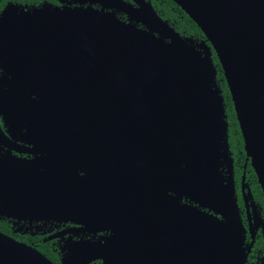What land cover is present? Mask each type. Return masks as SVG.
<instances>
[{
	"label": "water",
	"instance_id": "95a60500",
	"mask_svg": "<svg viewBox=\"0 0 264 264\" xmlns=\"http://www.w3.org/2000/svg\"><path fill=\"white\" fill-rule=\"evenodd\" d=\"M172 1L209 44L182 37L144 0L138 8L142 17L135 18L144 28L111 13L76 8L36 16V26L2 35L25 71L14 86L33 84L40 93L46 108L43 132L61 133L59 141L83 132L88 108L97 133L120 135L122 178L113 198L101 199L98 187L90 193L91 178L69 168L66 160L55 169L48 160L44 172L29 161L0 162L1 214L26 211L97 224L103 219L88 212H99L100 203L118 212L119 223L111 226L118 233L104 242H75L63 264H86L91 258L103 264H235L240 240L232 191L222 186L210 163L191 161L209 154L207 139L218 132L203 104L206 96L221 104L213 88V50L264 192V0ZM120 8L132 17L130 6ZM54 109L58 114L51 116ZM159 155L168 166L166 182L153 161ZM168 191L221 218L180 203ZM0 264L55 263L0 231Z\"/></svg>",
	"mask_w": 264,
	"mask_h": 264
},
{
	"label": "flooded vegetation",
	"instance_id": "af4514ba",
	"mask_svg": "<svg viewBox=\"0 0 264 264\" xmlns=\"http://www.w3.org/2000/svg\"><path fill=\"white\" fill-rule=\"evenodd\" d=\"M144 1L149 2L157 13L151 0ZM139 3V0H0V162L11 159L29 161L33 163L35 170L44 172L49 169L48 160L54 161L51 169L64 166L63 161L66 160L69 168L81 176L91 178L90 193L97 191L95 187H98L101 199L102 195L113 198L116 192L113 187L117 186L122 178L119 160L120 135L112 137L103 130L97 133L90 120L91 114L88 115V108L83 132L77 135L68 133L65 141H59L61 134L59 132H43L41 120L46 108L39 102L40 93L32 88L33 84L23 86V89H16L14 86L17 84L18 87V75L25 71L19 66L22 62H17V59L6 50L2 43V35L5 30L16 27L36 26L38 21L33 20L36 16H51L62 10L76 8L111 13L118 20L144 28L142 22L135 20L142 17L138 11ZM126 5L134 10L132 17L121 10L120 7L124 8ZM164 20L168 22L167 19ZM168 24L182 37H191L195 44L200 41L209 44L205 37L181 34L169 22ZM219 79L225 82L224 76ZM219 79L217 80L216 69V85L213 88L217 86L221 104L217 105L218 102L212 96H206L203 101L207 115H213L216 120L218 132L207 139L209 154L199 153V157L191 162L195 165L201 162L210 163L209 167L216 171L215 174L220 177L222 186L232 191L240 240L235 264H264V192L251 165V159L246 155L231 96L237 127L233 123L230 124L231 108L225 101ZM56 114L58 111L54 109L51 116ZM64 137L66 138V135ZM60 150H64L61 158L56 156ZM153 161L157 162L160 179L166 182L169 174L166 172L168 166L165 159L162 160L159 155L158 160ZM167 194L178 199L180 203H188L221 218L220 214L185 196H177L172 191H168ZM9 212L13 216L0 213V220L5 221L8 227L7 233H3L18 241H22L18 239L21 236H29L50 244L57 255L55 264H63V258L75 242H104L108 237L118 233L117 229L111 228L117 227L119 223L118 212H108L106 208L101 207V203L99 212L93 209L88 212L90 216L97 215L103 219L97 224L47 218L26 211ZM86 264L103 263L101 259L91 258Z\"/></svg>",
	"mask_w": 264,
	"mask_h": 264
},
{
	"label": "trees",
	"instance_id": "16d2710c",
	"mask_svg": "<svg viewBox=\"0 0 264 264\" xmlns=\"http://www.w3.org/2000/svg\"><path fill=\"white\" fill-rule=\"evenodd\" d=\"M155 10L157 13L164 19H167L168 22L181 34L184 35H193L196 37L204 38L203 33L198 28V26L194 23V21L172 0H151ZM211 57L214 61V65L217 69V80L219 78H223V73L221 70V67L218 63V59L214 53L213 50H211ZM219 81H221L219 79ZM221 88L223 90L225 101L228 105V107L231 108V114H230V124L232 123L237 127V123L234 116V111L232 109V102L230 99V94L227 88L226 83L224 80L220 82ZM241 143V141H240ZM0 230L2 232L7 233L8 227L6 226V222L0 220ZM33 238V237H32ZM29 236H21L18 239H21L22 241L34 246L36 249L41 251L43 254H45L50 260L53 262H57V255L55 251L52 249L50 244L42 241H37L34 237L33 239ZM31 239V240H30Z\"/></svg>",
	"mask_w": 264,
	"mask_h": 264
}]
</instances>
